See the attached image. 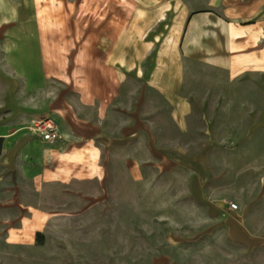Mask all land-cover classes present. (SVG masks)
<instances>
[{
  "label": "crops",
  "instance_id": "crops-1",
  "mask_svg": "<svg viewBox=\"0 0 264 264\" xmlns=\"http://www.w3.org/2000/svg\"><path fill=\"white\" fill-rule=\"evenodd\" d=\"M190 64L230 79L264 75V0H0L3 250L36 247L38 233L65 219L17 196L9 205V177L22 185L26 175L37 193L88 183L102 192L151 185L155 174L189 192L199 218L206 210L229 240L262 250L264 126L251 137L256 156L201 147L184 94L199 78ZM46 117L61 135L52 144L31 131Z\"/></svg>",
  "mask_w": 264,
  "mask_h": 264
},
{
  "label": "rangeland",
  "instance_id": "rangeland-1",
  "mask_svg": "<svg viewBox=\"0 0 264 264\" xmlns=\"http://www.w3.org/2000/svg\"><path fill=\"white\" fill-rule=\"evenodd\" d=\"M189 67L199 75L184 94L195 108L194 136L200 146L248 147L256 156L262 145L252 144L251 137L257 121L264 126V75L230 79L201 64ZM255 167L252 161L243 170L250 176ZM127 183L118 186L126 189L121 191L105 183L101 192L88 183L81 191L60 185L37 193L26 175L22 185L15 175L9 177V205L17 196L65 219L52 224L36 247L12 252L0 245V264H264V246L253 249L229 240L206 210L199 218L198 204L171 178L155 174L151 185ZM17 185L23 190L16 191ZM69 215L82 218L68 220Z\"/></svg>",
  "mask_w": 264,
  "mask_h": 264
},
{
  "label": "built area",
  "instance_id": "built-area-1",
  "mask_svg": "<svg viewBox=\"0 0 264 264\" xmlns=\"http://www.w3.org/2000/svg\"><path fill=\"white\" fill-rule=\"evenodd\" d=\"M32 132L35 136L51 144L61 139L57 125L49 117L33 121ZM229 208L235 211L238 209V206L235 203H230Z\"/></svg>",
  "mask_w": 264,
  "mask_h": 264
},
{
  "label": "trees",
  "instance_id": "trees-1",
  "mask_svg": "<svg viewBox=\"0 0 264 264\" xmlns=\"http://www.w3.org/2000/svg\"><path fill=\"white\" fill-rule=\"evenodd\" d=\"M2 148H3V139L2 138H0V154H1V152H2ZM43 241V235L42 234H40V233H38L37 234V240L36 241ZM41 241V242H42Z\"/></svg>",
  "mask_w": 264,
  "mask_h": 264
}]
</instances>
